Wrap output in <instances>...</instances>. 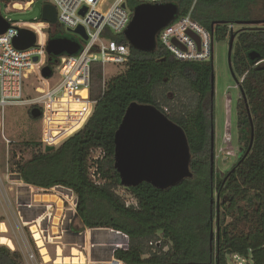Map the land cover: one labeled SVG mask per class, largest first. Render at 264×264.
Returning <instances> with one entry per match:
<instances>
[{
  "label": "trees",
  "instance_id": "obj_1",
  "mask_svg": "<svg viewBox=\"0 0 264 264\" xmlns=\"http://www.w3.org/2000/svg\"><path fill=\"white\" fill-rule=\"evenodd\" d=\"M30 1L0 0V5ZM32 1L31 6L48 3ZM169 2L177 6L175 19L190 14L213 41H229L234 35L230 70L240 91L237 161L221 176H215L214 164L210 171L213 57L207 62L179 61L156 41L152 52L131 47L125 69L110 77L96 96L91 92L96 103L79 132L47 153L37 143L23 144L35 152L27 160L14 161L16 174L28 186L60 187L75 195L83 229H111L125 236L128 248L111 250V259L121 264H229L233 257L244 264H264V68L254 70L264 61V0ZM129 3L134 9L139 2ZM242 21L260 23L238 24ZM56 34L52 30L51 36ZM117 40L126 41L123 36ZM133 102L154 106L183 129L193 177L166 190L145 182L124 188L135 201L126 205L116 191L122 186L114 168V135ZM93 149L104 152L97 161L103 181L99 186L88 174ZM0 264L24 263L18 251L0 245Z\"/></svg>",
  "mask_w": 264,
  "mask_h": 264
},
{
  "label": "built area",
  "instance_id": "obj_2",
  "mask_svg": "<svg viewBox=\"0 0 264 264\" xmlns=\"http://www.w3.org/2000/svg\"><path fill=\"white\" fill-rule=\"evenodd\" d=\"M139 4H163L169 0H137ZM33 1L14 3L26 10ZM29 4V6H27ZM54 6L58 27H64L73 37L67 38L79 44L75 54L62 53L50 64L49 77L42 76V70L49 65L46 52L49 40L65 38L60 32L51 36L53 24L42 21L8 22V28L0 34V135L8 148L9 141L3 134V117L6 107L26 106L39 110L37 119L41 122L39 148H57L66 139L79 132L90 118L96 101L91 96L93 80L100 74L106 77L105 67H125L129 61L131 46L117 39L123 36L133 15L129 0H114L102 10L104 0H48ZM83 9H85L83 11ZM81 27L86 39L74 31ZM28 30L35 36L33 45L17 49L13 40L19 30ZM125 39V38H124ZM156 41L167 49L176 60L183 62H207L213 57V40L203 27L188 14L175 19L162 28ZM36 59V60H34ZM57 69V74L53 73ZM32 97L24 98V82L30 80ZM243 78L239 80L241 83ZM105 83L103 84V88ZM238 87V85H237ZM229 109V105L227 106ZM231 134L228 127L223 133V153L230 150ZM101 149L90 151L88 174L94 185L103 183L97 174V161L102 160ZM125 237V236H124ZM114 248L126 250L128 241ZM112 262L121 264L114 259Z\"/></svg>",
  "mask_w": 264,
  "mask_h": 264
},
{
  "label": "rangeland",
  "instance_id": "obj_3",
  "mask_svg": "<svg viewBox=\"0 0 264 264\" xmlns=\"http://www.w3.org/2000/svg\"><path fill=\"white\" fill-rule=\"evenodd\" d=\"M108 8L114 0H104ZM14 5V4H13ZM31 6V5H30ZM24 10H15L12 4L6 8L0 5V15L8 22H42L41 5L36 2L33 6ZM236 28V27H235ZM55 32H60L65 38L73 37L64 27L53 25ZM228 39L224 41H213V97H212V126H213V153L215 176H221L238 159L240 149L238 147L236 129V109L240 97L237 83L232 76L228 64ZM125 67H105L106 77L92 83V94L96 96L107 80L122 72ZM57 74V69L53 68ZM30 80L24 82V98L32 97ZM229 105V109L227 106ZM228 127L231 134L229 143L230 150L220 153L224 147L223 133ZM3 134L9 141L6 148L5 141L0 135V223L7 233L4 235L14 244L12 251H18L24 264H54L57 258V249L62 250L64 256H69L71 249L75 248L84 260L82 264H115L111 259V250L114 246L124 244L126 239L123 235L111 229H99L91 231L83 229L77 216L75 203L76 197L70 191L60 187L44 190L34 186H28L18 179L14 160L17 162L27 160L35 152L34 147L23 144L39 143L41 140V122L30 115V108L26 106L6 107L3 117ZM13 155H15L13 160ZM117 194L122 196L126 205L134 204L135 201L127 191L121 187ZM55 195L57 201H44L43 195ZM59 210V211H58ZM58 216V224L55 226L56 234H53V219ZM227 219L226 221H228ZM31 226H36L44 241L45 247L53 261L45 263L39 253L32 233ZM215 226L213 227V234ZM229 264H244L239 258L228 259ZM61 264V263H60ZM70 264V263H62Z\"/></svg>",
  "mask_w": 264,
  "mask_h": 264
},
{
  "label": "water",
  "instance_id": "obj_4",
  "mask_svg": "<svg viewBox=\"0 0 264 264\" xmlns=\"http://www.w3.org/2000/svg\"><path fill=\"white\" fill-rule=\"evenodd\" d=\"M85 9H83L84 11ZM177 6L171 2L163 4H139L133 10L132 19L123 32L127 43L135 50L152 52L156 45L157 33L173 22L177 16ZM43 21L57 24L56 10L51 4L41 7ZM259 21H242L238 24L256 25ZM264 23V22H263ZM8 28V22L0 15V34ZM74 33L86 39L81 27ZM234 35L228 41V64L231 68V55ZM35 36L28 30H19L13 45L17 49H26L33 45ZM79 44L67 38L49 40L46 48L49 65L42 70L43 77L51 74L50 64L56 63L55 57L62 53L75 54ZM251 60L254 54L249 55ZM36 60V59H34ZM264 68V61L255 65L254 70ZM213 97V73L211 75L210 99ZM30 115L37 119L38 109H31ZM253 142L251 133L249 152ZM54 147L47 146L44 152H51ZM191 152L186 135L181 127L169 120L160 110L152 105L133 102L127 107L114 135V168L123 188L136 187L145 182L156 189L166 190L190 179ZM213 126L210 130V171H213ZM212 204V201H211ZM213 238L211 231L210 239Z\"/></svg>",
  "mask_w": 264,
  "mask_h": 264
},
{
  "label": "bare ground",
  "instance_id": "obj_5",
  "mask_svg": "<svg viewBox=\"0 0 264 264\" xmlns=\"http://www.w3.org/2000/svg\"><path fill=\"white\" fill-rule=\"evenodd\" d=\"M29 6V4L27 5ZM13 8L15 9H19L20 7L18 5L13 6ZM42 200L44 201H57L58 205L61 204V201L55 196V195H43L42 196ZM59 211V210H58ZM58 214L54 217L53 219V234H56L57 231L55 226L58 224ZM30 231L32 233V239L34 240L37 248L39 249V253L42 257V260L47 263L49 261H53V259L50 258V255L47 251V248L45 247L44 241L39 233V231L37 230L36 226H31L30 227ZM7 233V229L6 227L0 223V234H5ZM0 245L6 246L9 249L13 250L14 249V244L12 242V240H10L9 238H7L4 235H0ZM57 258L54 260V264H62V263H70V264H82L84 257L83 255H81L75 248L71 249L70 255L69 256H64L62 254V250L60 248L57 249V253H56Z\"/></svg>",
  "mask_w": 264,
  "mask_h": 264
},
{
  "label": "flooded vegetation",
  "instance_id": "obj_6",
  "mask_svg": "<svg viewBox=\"0 0 264 264\" xmlns=\"http://www.w3.org/2000/svg\"><path fill=\"white\" fill-rule=\"evenodd\" d=\"M216 200H218V196H216ZM216 232H217V228H216Z\"/></svg>",
  "mask_w": 264,
  "mask_h": 264
},
{
  "label": "crops",
  "instance_id": "obj_7",
  "mask_svg": "<svg viewBox=\"0 0 264 264\" xmlns=\"http://www.w3.org/2000/svg\"><path fill=\"white\" fill-rule=\"evenodd\" d=\"M37 144H38V142H37ZM39 145V144H38ZM40 149V148H39ZM14 160V159H13ZM14 161H16V160H14Z\"/></svg>",
  "mask_w": 264,
  "mask_h": 264
}]
</instances>
